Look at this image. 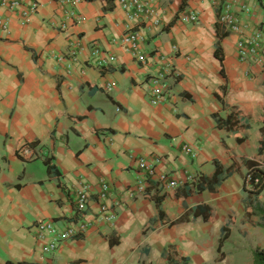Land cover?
Masks as SVG:
<instances>
[{
    "label": "crops",
    "instance_id": "1",
    "mask_svg": "<svg viewBox=\"0 0 264 264\" xmlns=\"http://www.w3.org/2000/svg\"><path fill=\"white\" fill-rule=\"evenodd\" d=\"M62 1L25 0L14 12L0 11L9 20L0 31V264H252L253 253L264 249V227L258 216L246 215L242 162H264L258 155L264 50L256 60L240 61V36L224 31L218 14L232 3L248 37L258 28L264 32V0H165L158 27L128 20L115 0L72 7ZM32 3L38 9L22 23L20 14ZM68 8L82 21L68 19ZM189 14L197 22H188ZM216 27L226 34L219 41ZM128 30L144 35L145 64L121 45ZM217 41L222 62L214 55ZM71 53L74 61H58ZM167 62L173 71L162 80L165 98L151 104L152 76ZM232 112L240 116L238 126L218 128L214 115L225 119ZM25 145L31 156L23 158L18 154ZM185 145L194 158L182 151ZM45 158L53 166L49 174ZM139 160L181 182L186 175L212 177L214 160L234 164V171L215 192L183 196L186 183L139 191ZM83 184L93 194L108 186L112 224L97 220L96 196L84 215L76 213ZM257 203L264 208V189ZM200 206L210 209L211 220L194 215ZM83 220L87 230L53 252L43 251L48 238L36 239L37 222L53 221L61 230Z\"/></svg>",
    "mask_w": 264,
    "mask_h": 264
},
{
    "label": "built area",
    "instance_id": "2",
    "mask_svg": "<svg viewBox=\"0 0 264 264\" xmlns=\"http://www.w3.org/2000/svg\"><path fill=\"white\" fill-rule=\"evenodd\" d=\"M25 0H0V11L14 12L18 9L21 3ZM85 0H63L62 3L65 6H74L78 2ZM165 0H115L116 4L125 12L126 17L130 21H148L153 26L158 27L161 24V10L160 2ZM232 3L227 2L223 4V8L218 14V25L226 32L238 33L239 39L235 44V52L238 59L242 62H250L256 60L259 52L264 50V32L261 29H255L251 32V35L244 37L241 32V25L239 20L231 13L230 9ZM38 9L37 3H32L28 10L21 12L20 19L22 23H27L33 13ZM66 16L74 22L82 21V18L74 12L73 9L68 8ZM188 22H197V16L195 14H189L187 16ZM9 20L0 12V31H6L8 28ZM121 45L124 49L131 54V56L139 63L145 64L146 57L142 53L140 47L144 42V35L140 30H128L121 37ZM99 55L98 50L92 52L93 57ZM74 61L75 56L73 53L66 56H60L58 61ZM112 60V58H110ZM161 60L164 61L163 58ZM103 61L96 60V66H102ZM172 66L170 62L164 63L161 68V72L152 76L153 88L150 92V103L157 104L161 102L164 96V84L162 80L165 75L172 74ZM182 151L194 158L196 152L189 146H184ZM20 157L31 156V150L29 148H23L19 150ZM138 168L143 173L136 182L137 190H145L147 187L155 185L159 190L170 191L178 188L182 183L191 184L198 182L200 175L191 176L186 175L183 181L172 179L169 174H157L155 173L154 166L147 164L144 160H139ZM108 186L101 184L100 191L97 194L91 192L90 186L83 184L81 189L76 193L74 208L76 213L84 215L88 209L89 204L93 200V196H96V200L99 202V211L97 220L112 224L116 219V214L110 206L105 203L108 194ZM89 223L86 221H76L71 226H67L59 230L53 221H41L35 224L36 239L43 241L46 238L49 241L43 247L45 253L53 252L57 249L60 243L75 239L81 236L88 228Z\"/></svg>",
    "mask_w": 264,
    "mask_h": 264
},
{
    "label": "trees",
    "instance_id": "3",
    "mask_svg": "<svg viewBox=\"0 0 264 264\" xmlns=\"http://www.w3.org/2000/svg\"><path fill=\"white\" fill-rule=\"evenodd\" d=\"M226 34L219 32V29L216 27V38L217 40H221L223 37H225ZM218 41L215 44V51L214 55L215 57L222 62L223 56L222 54H219L220 46ZM221 74L223 75V70H221ZM225 86L222 87L220 94H217L216 97L219 101H222V95L224 93ZM214 119L216 121V125L218 128L227 129V130H234L238 124L240 123V116L236 112L230 113L225 119L221 118L218 115H214ZM241 141L242 139H238ZM32 147L33 145H28ZM23 148H27L26 145ZM259 156L264 155V137L260 140V148L258 151ZM43 163L46 167L47 173H51L53 170V166L50 164V158H45L43 160ZM214 174L212 177L208 178L205 176H200L197 183H194V181L191 184H187L182 186L181 194L183 196L190 195L192 193H200L203 191H209V192H215L217 187L220 185L222 181L227 179L232 172L234 171V164H232L229 167L223 166L219 161L214 160ZM242 164L246 168V173L244 175V189L248 193L250 200L245 202V209H246V215L249 217L251 215L258 216L263 224L261 227H264V208L260 207L257 203V198L260 195V193L264 189V169L262 168V164H259L255 161L248 160L243 161ZM154 202L156 204V207L158 209L159 215L161 217V209H160V197L154 196ZM194 215L203 214L204 220L209 221L211 220V213L210 209L206 206H200L199 208H196L193 210ZM186 220V217L181 218L180 220L173 222L171 225L183 223ZM227 238V226L223 227V235L219 240V246H218V259L221 258L222 254L220 253V248L224 242V240ZM253 262L252 264H264V249L256 250L253 253Z\"/></svg>",
    "mask_w": 264,
    "mask_h": 264
}]
</instances>
